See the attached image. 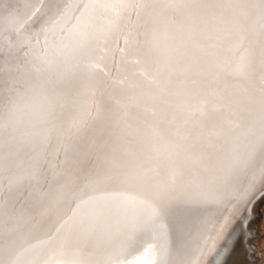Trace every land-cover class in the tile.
<instances>
[{"label": "bare ground", "instance_id": "bare-ground-1", "mask_svg": "<svg viewBox=\"0 0 264 264\" xmlns=\"http://www.w3.org/2000/svg\"><path fill=\"white\" fill-rule=\"evenodd\" d=\"M263 195L264 0H0V264H264Z\"/></svg>", "mask_w": 264, "mask_h": 264}, {"label": "rangeland", "instance_id": "rangeland-1", "mask_svg": "<svg viewBox=\"0 0 264 264\" xmlns=\"http://www.w3.org/2000/svg\"><path fill=\"white\" fill-rule=\"evenodd\" d=\"M263 211H264V195L256 202L255 205V215L253 217L251 224L254 230L252 237H262V233H259V231L261 226V213Z\"/></svg>", "mask_w": 264, "mask_h": 264}]
</instances>
